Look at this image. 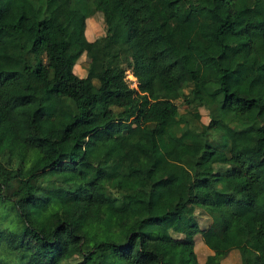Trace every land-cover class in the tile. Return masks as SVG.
<instances>
[{
    "label": "trees",
    "instance_id": "16d2710c",
    "mask_svg": "<svg viewBox=\"0 0 264 264\" xmlns=\"http://www.w3.org/2000/svg\"><path fill=\"white\" fill-rule=\"evenodd\" d=\"M94 13L104 34L88 41ZM251 19L264 24V0H0V264H264V29ZM95 223L105 238L89 244Z\"/></svg>",
    "mask_w": 264,
    "mask_h": 264
},
{
    "label": "rangeland",
    "instance_id": "374dc122",
    "mask_svg": "<svg viewBox=\"0 0 264 264\" xmlns=\"http://www.w3.org/2000/svg\"><path fill=\"white\" fill-rule=\"evenodd\" d=\"M249 28L251 32L253 33H261L264 29V24L257 20V19H251L248 22ZM104 34V25L102 22L101 15L99 13H94L91 18L86 20V26H85V38L88 41L94 40L95 38L102 36ZM92 56L89 54L83 55L78 63L74 66L73 72L76 74L78 77H84L85 72H84V66L92 61ZM125 80L130 88L135 89L136 88V82L135 79L130 75L129 72L125 73ZM179 105V102H177ZM46 116L50 119L53 120L58 127L62 128L64 125L70 122L71 116L67 113H62L60 110L59 105L55 101H48L43 104L42 106ZM179 109L181 110L182 108L179 106ZM200 114V122L203 124H206L208 121L207 117V112L204 109L199 110ZM142 115L147 123H152L154 122L153 119V109L151 106H147L145 110L142 112ZM244 154L246 157L251 161V162H257L259 161L260 157L257 155L255 151V138L251 137L249 141L243 146L242 148ZM1 155L4 156V153ZM14 161V160H13ZM0 162L5 163L6 160H3L2 156H0ZM147 179L149 181H155L158 180L162 177V172L161 171H149L147 173ZM189 195L194 198L196 201H201L205 197V192L199 189H192L189 191ZM163 208L166 211L171 210L172 204L169 201H165L163 203ZM200 210L196 212V217H198V213ZM202 218V217H201ZM198 220V218H197ZM200 224V228H204L207 225V221H200L198 220ZM247 231V227L244 224H238L233 232V235L235 237H238L242 234H244ZM89 244H98L102 242L105 238L104 234V229L103 226L99 223L93 224L87 231V236H86ZM200 246L196 245L194 248V252L196 255V258L198 260H201L203 258V254L201 250L199 249ZM235 258L230 255L228 256L227 259H223L220 264H235ZM75 261L68 262L67 264H74ZM62 264V263H61Z\"/></svg>",
    "mask_w": 264,
    "mask_h": 264
}]
</instances>
